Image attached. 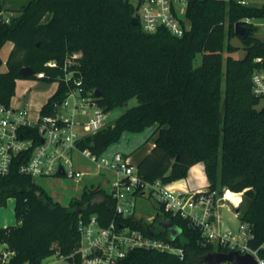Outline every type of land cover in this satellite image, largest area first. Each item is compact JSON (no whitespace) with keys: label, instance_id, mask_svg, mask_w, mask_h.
<instances>
[{"label":"trees","instance_id":"1","mask_svg":"<svg viewBox=\"0 0 264 264\" xmlns=\"http://www.w3.org/2000/svg\"><path fill=\"white\" fill-rule=\"evenodd\" d=\"M0 0V51L10 41L7 70L0 72V103L10 105L16 81L31 66L35 72H62L45 63H62L68 54L81 51L75 65L86 88L99 90L97 102L107 112L124 108L113 124L87 135L82 148L102 152L120 140L124 132H142L154 127L152 147L136 160L138 173L146 180L172 182L188 176L201 162L211 188L243 192L238 205L240 222L253 233L249 243L264 257V105L252 91L253 71L264 66V40L256 27L246 23V36L236 34L235 24L247 17H262L264 6L244 5L238 0H189L186 16L191 28L182 36L160 28L148 33L133 25L132 0H28L6 22ZM238 37L246 50L243 58L224 56L236 47ZM201 62L196 64L197 56ZM263 58V63L255 61ZM2 58L0 56V65ZM27 77H33L27 76ZM224 80V87H223ZM52 83L53 78H46ZM60 84L42 107L52 112L63 99ZM136 98L138 103L129 106ZM0 176V206L16 200L17 223L0 226V247L15 254L4 264H41L51 255L80 264L77 254L81 217L98 213L103 224L114 217V200L95 185L68 206L54 200L31 176L18 170ZM169 221L181 228L171 241L184 248V257L150 249H135L118 264H199L211 251H227L206 242L201 230L180 215L158 214L150 226L167 239ZM128 222L143 228V219ZM74 254V255H73Z\"/></svg>","mask_w":264,"mask_h":264},{"label":"built area","instance_id":"2","mask_svg":"<svg viewBox=\"0 0 264 264\" xmlns=\"http://www.w3.org/2000/svg\"><path fill=\"white\" fill-rule=\"evenodd\" d=\"M189 0H135L136 14L144 31L157 32L166 28L174 35L182 36L191 28V22L186 16ZM244 5L264 6V0L259 4H251L250 0H238ZM6 22L11 17L2 13ZM262 17H247L242 24L250 23L254 27L264 25ZM81 51L68 54L62 63L50 59L45 63L48 68H59L62 72L49 74L46 70L35 72L32 76L38 83L46 78L65 86L63 99L55 101L52 112L31 115L28 103L10 105L0 103V176L8 175L20 161L18 170L21 174L36 177L67 176L79 180L88 174H98L102 170L113 174L110 191L107 193L114 200V217L106 224L100 221L98 213L81 217L77 224L80 235L77 254L80 264H118L120 260L135 249H150L167 252L184 257V248L171 241V226L169 238L155 234L150 226L158 214L180 215L201 230L206 242L218 244L227 251H238L241 254H251L257 264H264L260 248H253L249 241L253 237L250 226L241 222L237 231L223 227L218 208L228 206L235 208L242 199L233 200L227 197L229 189L211 188L209 182L198 189L185 190L176 188L172 182L162 178L146 180L139 173L132 152L141 144L150 140L154 127L149 126L142 132H124L119 141L109 145L98 153L92 149L80 146L87 135L94 134L107 125V111L97 102L95 90L84 86L79 71L75 65L80 63ZM263 63L262 57L255 59ZM252 91L264 98V66L257 67L251 76ZM57 90V89H56ZM130 133H134L130 142ZM76 154L90 160L96 170L82 169L76 161ZM63 172H60V169ZM98 186V185H97ZM100 188L101 185L99 184ZM138 197L154 198L158 203L155 215L147 219L137 215ZM229 208V207H228ZM237 214V212H236ZM136 217L143 219V228L133 227L128 219ZM161 218V224H164ZM169 222V221H167ZM151 228L152 234L147 228ZM173 240V239H172ZM15 254L3 246L0 247V264H4ZM74 255V254H73ZM49 257V256H48ZM62 264H73L65 261ZM44 261V260H43ZM24 264H35L29 261ZM41 264H44L43 262ZM51 264V263H47Z\"/></svg>","mask_w":264,"mask_h":264},{"label":"rangeland","instance_id":"3","mask_svg":"<svg viewBox=\"0 0 264 264\" xmlns=\"http://www.w3.org/2000/svg\"><path fill=\"white\" fill-rule=\"evenodd\" d=\"M28 0H4L5 3V12L7 16H15L19 12L20 6L27 2ZM135 2V0H132ZM251 1V0H250ZM261 0H252L251 4H259ZM260 23L264 20H257ZM254 35L260 39L264 40V25H260L256 27ZM232 45L236 48L233 51H229L227 48L225 49L224 56L232 55L235 58H243L246 55V50L238 37H232L230 40ZM12 43L10 41L6 42L5 45L2 47L0 51V56L2 58V64L0 65V72L7 70L6 59L12 49ZM201 62V55L197 56L196 64ZM36 78L34 77H22L18 78L16 81V93L15 96L12 98V103L17 104L20 102V99H28L30 101H34L37 103L35 108H33L34 117L37 116L39 107L44 104L48 100V96L52 95L57 89V83L52 82L51 86L47 90H40L36 89ZM223 87H224V80H223ZM24 96L21 95L23 94ZM138 103L136 98H133L129 102V106L135 105ZM264 105V98L261 99L260 106ZM124 108H116L111 110L107 113L106 122L107 124H113L117 117L122 113ZM130 138L128 139L130 142L133 141L134 133H130ZM153 144V139L148 140L147 142L141 144L132 152V157L134 161H136L140 156L146 153ZM76 161L78 165L85 170H96L95 164L90 162V160L86 159L80 154H76ZM195 170V169H193ZM189 175V173H188ZM113 180V174L110 172H106L102 170L100 173L92 175H84L79 180H75L72 178H68L67 176H55V177H36L35 181L38 185H40L43 189H45L52 198L63 205L68 206L72 201H76L82 198L84 190L89 188L92 185H101V189L108 192L110 191V184ZM198 183L204 182L201 177L196 179ZM203 185V184H202ZM94 187V188H95ZM234 196V195H232ZM228 206L221 207L219 210V216L223 227H230L234 231H237L240 226V219L238 218L235 208L227 202ZM15 200L9 199L6 206H0V226H7L13 225L17 223L16 214H15ZM229 207V208H228ZM158 210V203L154 198H147V197H138L137 198V205L136 211L137 215L142 216V218L147 219L152 215H155ZM9 222L6 223V221ZM216 245V244H215ZM44 264L51 263V264H62L63 261L59 260L58 256L51 255L44 259ZM199 264H207L205 262ZM220 264H234L231 262H222Z\"/></svg>","mask_w":264,"mask_h":264},{"label":"water","instance_id":"4","mask_svg":"<svg viewBox=\"0 0 264 264\" xmlns=\"http://www.w3.org/2000/svg\"><path fill=\"white\" fill-rule=\"evenodd\" d=\"M131 23L133 25H138L139 24V19L137 16H133L131 19ZM235 32L236 34L242 35V36H246L248 33V28L242 24L241 22H237L235 24ZM35 73V70L31 67V66H27L24 67L20 70V74L27 77V76H31ZM51 86V83L45 80H40L37 84H36V89H40V90H47L49 89ZM95 95L97 97L100 96V91L96 90L95 91ZM60 172H63V169H60ZM98 189H100V186H96L95 188H92V192L97 191ZM243 194V192H242ZM236 212H238V208H236ZM164 227H169L171 226L170 222H166L163 224ZM147 230L149 231L150 234H152V230L151 228H147ZM182 232L181 228L179 227H172L171 228V238L173 240H175L180 233ZM231 262L234 264H257L256 259L251 255V254H241L238 251L232 250V251H211L209 253H207L204 256L203 262L207 263V264H220L222 262Z\"/></svg>","mask_w":264,"mask_h":264},{"label":"crops","instance_id":"5","mask_svg":"<svg viewBox=\"0 0 264 264\" xmlns=\"http://www.w3.org/2000/svg\"><path fill=\"white\" fill-rule=\"evenodd\" d=\"M24 91H26V89L23 90V94L21 93V95H23V96H24V93H25ZM50 96H48V99H49ZM25 103H28L29 104V107H30V110H31V115L33 116L34 113H33L32 110H33V108H35V105L37 104L34 101H30L28 99H20V102L17 103V104H14V105H22V104H25ZM42 107H43V105H41L39 107L40 108L39 111L41 110ZM193 169H195V170H193ZM198 177H201V179L204 182L198 183V181L196 180ZM208 182L209 181H208L207 175L205 173L204 165H203V163L199 162V163L193 165L190 168L189 175L187 177L181 178V179H178V180H175V181H172V185L174 187H176V188H181V189H185V190H190V189L192 190V189L201 188L202 186H206ZM10 199H14V198H10ZM15 203H16V200H15ZM14 209H15V207H14ZM220 209H221V207L218 208V214H219V210ZM7 222H9V220H7L6 223ZM1 226H3V225H1Z\"/></svg>","mask_w":264,"mask_h":264},{"label":"bare ground","instance_id":"6","mask_svg":"<svg viewBox=\"0 0 264 264\" xmlns=\"http://www.w3.org/2000/svg\"><path fill=\"white\" fill-rule=\"evenodd\" d=\"M232 195H234V196H232ZM240 194H238V193H234V192H232V191H228L227 192V197H229V198H232L233 200H240Z\"/></svg>","mask_w":264,"mask_h":264},{"label":"flooded vegetation","instance_id":"7","mask_svg":"<svg viewBox=\"0 0 264 264\" xmlns=\"http://www.w3.org/2000/svg\"><path fill=\"white\" fill-rule=\"evenodd\" d=\"M161 224V223H160Z\"/></svg>","mask_w":264,"mask_h":264}]
</instances>
